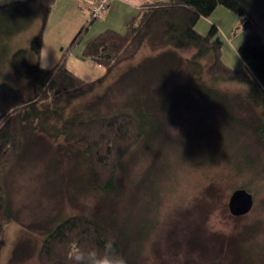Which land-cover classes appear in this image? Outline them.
Instances as JSON below:
<instances>
[{
  "label": "rangeland",
  "instance_id": "1",
  "mask_svg": "<svg viewBox=\"0 0 264 264\" xmlns=\"http://www.w3.org/2000/svg\"><path fill=\"white\" fill-rule=\"evenodd\" d=\"M10 1H0V82L29 91V81L10 67L9 57L30 45L42 24L44 0ZM246 7L264 39V0H247ZM58 9L49 14L44 33L49 57L41 65L46 68L58 62L57 55L78 31ZM194 51L151 52L145 45L133 64H121L106 82L66 109L81 118L134 111L128 109L132 106L141 114L144 134L117 163L109 190L92 184L88 158L78 143L49 134L39 123L25 124L19 155L0 171L12 211L4 222L0 264H45L40 257L43 237L73 215L107 227L121 242L127 264H264V139L256 132L260 109L249 97L251 85L216 83L249 101L236 114L246 126L224 110L222 115L212 101L189 100L178 85L165 90L161 99L156 90L164 73L177 77L170 65L175 53L191 57ZM162 54L166 59L151 62ZM95 67L84 77L96 78ZM242 186L253 193L254 205L249 213L235 216L229 197Z\"/></svg>",
  "mask_w": 264,
  "mask_h": 264
},
{
  "label": "trees",
  "instance_id": "2",
  "mask_svg": "<svg viewBox=\"0 0 264 264\" xmlns=\"http://www.w3.org/2000/svg\"><path fill=\"white\" fill-rule=\"evenodd\" d=\"M246 1L171 0L145 8L140 17L129 24L125 33L106 30L87 43L82 58L91 59L105 68L102 76L87 81L69 69L66 63L67 54L81 39L86 26L77 32L53 67L41 66L47 19L56 2L44 0L42 24L30 45L18 48L9 57L10 67L19 77L29 81L32 90L25 91L8 82H0V171L19 155L25 124L39 123L49 134L64 136L66 140L80 145L88 158L91 182L95 187L101 190L113 188L117 163L144 134L141 114L132 106L128 109L135 112L125 109L81 118L66 114V109L74 105L76 98L89 94L97 84L106 82L121 64L135 59L145 45L151 52L185 47L195 49L191 57H182L177 53L172 57L170 65L172 69L176 68L177 77L173 78L171 71L164 73V83L156 88L160 99L164 97L165 90L178 85L189 100L205 104L212 101L218 105L222 115L227 113V117L236 124L246 126L247 122L236 114L249 101L240 95H229L216 83L236 80L251 85L249 97L260 109L256 132L264 139V39L250 18L252 12L246 7ZM218 6H224L240 17L234 30L235 34L245 32V39L237 49L242 59L239 66L231 67L225 62L224 42L217 25H211L206 33L196 29L198 21L211 16ZM32 53L35 55L33 61L30 58ZM158 56L152 58L153 64H158L161 58L166 59L163 54ZM140 66L145 69L151 65ZM171 78L173 82L169 84ZM149 95L154 96L152 92ZM11 212L5 187L0 182V252L4 222L11 219ZM89 248L113 258H123L125 254L121 242L107 227L89 216L73 215L62 220L43 237L40 257L45 264H75L74 250Z\"/></svg>",
  "mask_w": 264,
  "mask_h": 264
},
{
  "label": "crops",
  "instance_id": "3",
  "mask_svg": "<svg viewBox=\"0 0 264 264\" xmlns=\"http://www.w3.org/2000/svg\"><path fill=\"white\" fill-rule=\"evenodd\" d=\"M170 1L171 0H114L101 19H96L91 22L90 3L86 0H56V3H54L50 13L56 10V8H59L58 10L63 14V17L68 20L67 24L72 25V30L77 28L79 31L83 26H86L83 36L66 56L68 68L87 81H91V79L94 80L102 76L105 69L102 65L93 62L91 59L82 58V54L87 43L106 30H114L119 33H125L129 24L134 20L136 21L145 8L153 5L168 3ZM239 22L240 17L236 13L228 10L224 6H218L211 16L202 17L196 25V29L200 33H206L213 24L217 25L224 42L223 58L227 64L229 63L235 66L242 64V59L239 57L237 49L245 39L244 31H239L236 34L234 33V30ZM46 31L47 28H45V32ZM58 39V41H61L60 39L63 38L59 37ZM62 43L63 42L60 44ZM44 45L45 38L42 44L41 60L45 57L47 58V56L49 57V51L45 50L44 52ZM54 55L55 54L52 56ZM59 56L57 55V61L61 59L62 54H59ZM94 64L98 67H95ZM90 65H93V67L88 69ZM41 66L44 67V64ZM94 67L96 75L98 76L88 80V78L84 77V73L87 70H93ZM101 68L103 69L102 71L100 70Z\"/></svg>",
  "mask_w": 264,
  "mask_h": 264
},
{
  "label": "water",
  "instance_id": "4",
  "mask_svg": "<svg viewBox=\"0 0 264 264\" xmlns=\"http://www.w3.org/2000/svg\"><path fill=\"white\" fill-rule=\"evenodd\" d=\"M254 205V196L245 187H239L232 191L229 197V210L235 216L249 213Z\"/></svg>",
  "mask_w": 264,
  "mask_h": 264
},
{
  "label": "clouds",
  "instance_id": "5",
  "mask_svg": "<svg viewBox=\"0 0 264 264\" xmlns=\"http://www.w3.org/2000/svg\"><path fill=\"white\" fill-rule=\"evenodd\" d=\"M73 260L75 264H125L123 258H113L108 254L102 255L95 248L75 249Z\"/></svg>",
  "mask_w": 264,
  "mask_h": 264
},
{
  "label": "built area",
  "instance_id": "6",
  "mask_svg": "<svg viewBox=\"0 0 264 264\" xmlns=\"http://www.w3.org/2000/svg\"><path fill=\"white\" fill-rule=\"evenodd\" d=\"M90 3V19H101L114 0H86Z\"/></svg>",
  "mask_w": 264,
  "mask_h": 264
}]
</instances>
